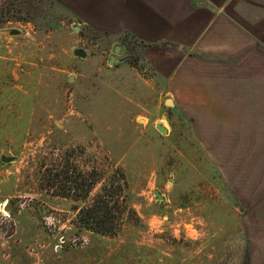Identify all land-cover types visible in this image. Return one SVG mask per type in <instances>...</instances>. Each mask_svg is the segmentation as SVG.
Here are the masks:
<instances>
[{"label":"rangeland","instance_id":"rangeland-1","mask_svg":"<svg viewBox=\"0 0 264 264\" xmlns=\"http://www.w3.org/2000/svg\"><path fill=\"white\" fill-rule=\"evenodd\" d=\"M34 7L0 27V264H264V141L185 95L165 106L133 45L110 64V44ZM111 195L115 234L83 226Z\"/></svg>","mask_w":264,"mask_h":264},{"label":"crops","instance_id":"crops-1","mask_svg":"<svg viewBox=\"0 0 264 264\" xmlns=\"http://www.w3.org/2000/svg\"><path fill=\"white\" fill-rule=\"evenodd\" d=\"M51 1L96 43L133 45L164 105L185 95L217 109L228 138L264 141V0Z\"/></svg>","mask_w":264,"mask_h":264},{"label":"trees","instance_id":"trees-1","mask_svg":"<svg viewBox=\"0 0 264 264\" xmlns=\"http://www.w3.org/2000/svg\"><path fill=\"white\" fill-rule=\"evenodd\" d=\"M34 2L38 4L43 2L45 5H47V2L49 5L52 4L51 0H0V27L12 21L27 22L31 20L35 9ZM114 186L120 188L121 184L118 182H115V184L112 183V187ZM100 197L97 198L94 204L82 211L84 217L81 218V222L83 226L92 232L100 235H113L115 234L116 228L119 227L118 223L120 222H118V218H108L103 215L111 207L117 209L119 200L113 195L105 199Z\"/></svg>","mask_w":264,"mask_h":264},{"label":"water","instance_id":"water-1","mask_svg":"<svg viewBox=\"0 0 264 264\" xmlns=\"http://www.w3.org/2000/svg\"><path fill=\"white\" fill-rule=\"evenodd\" d=\"M75 30H77V28H74ZM121 46H119V45H117V46H115L114 48H113V50H112V56L110 57V59H109V63L110 64H112V63H115V56H117L119 53H120V51H121ZM73 55L75 56V57H77V58H79V59H85L86 58V53L83 51V50H80V49H77V50H74L73 51ZM72 80V78H70V81ZM165 105L166 106H171V102H170V100H167L166 102H165ZM155 129L160 133V134H166V129L165 128H163V126L162 125H160V124H157L156 126H155ZM0 160H1V162L2 163H10V162H12L13 160H14V158H12V157H6V156H1V158H0ZM155 198L157 199V200H161V201H163V197L156 191L155 192ZM5 210L6 211H9V206H6V208H5Z\"/></svg>","mask_w":264,"mask_h":264}]
</instances>
